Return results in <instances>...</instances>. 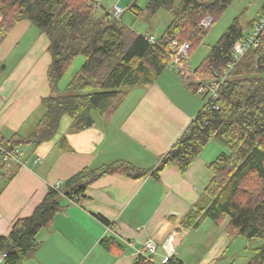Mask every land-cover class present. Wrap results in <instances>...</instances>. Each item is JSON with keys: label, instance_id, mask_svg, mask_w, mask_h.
Returning a JSON list of instances; mask_svg holds the SVG:
<instances>
[{"label": "trees", "instance_id": "16d2710c", "mask_svg": "<svg viewBox=\"0 0 264 264\" xmlns=\"http://www.w3.org/2000/svg\"><path fill=\"white\" fill-rule=\"evenodd\" d=\"M229 3L230 0H150L148 12L167 10L172 16L165 32L156 39L134 33L109 12L96 17L97 0H0V44L17 23L27 21L46 35L51 58L46 72L50 95L42 100L45 112L36 130L27 138L17 134L0 137L2 147L13 151L28 143L38 146L48 141L58 132L64 116L71 119L73 131L92 127V112L109 120L128 94L123 88L150 85L168 68L193 93L197 80L212 84L232 61L234 44L248 32L243 31L238 19L211 46L195 70L185 67L183 60L178 65L173 63L177 46L172 43H188L189 54L210 28L202 27L201 23L211 18L212 25ZM131 6L136 8L135 3ZM263 8L264 4L262 11ZM255 21L249 23L250 28ZM148 37L154 42H149ZM79 56L84 58L82 66L67 84L64 90L67 94L59 95L58 82ZM204 100L154 170L119 160L83 169L57 188L49 187L33 213L17 219L8 236H0V253L6 254L3 264H20L27 259L38 247V233L49 229L54 217L65 209L63 201L78 202L92 182L114 174L133 180L148 175L157 179L170 166L184 174L211 141L220 144L226 152L209 164L211 178L202 199L181 218V226L196 229L206 220L217 224L226 219L225 233L229 239L242 236L261 242L247 264H264V53L261 49L249 51L227 73L212 105H204ZM2 154L0 151V192L14 176L7 170L12 163L3 162ZM97 217L108 224L103 217ZM102 244L118 251L122 248L113 238H104ZM134 264L155 263L147 255H138ZM165 264L183 263L170 256Z\"/></svg>", "mask_w": 264, "mask_h": 264}, {"label": "crops", "instance_id": "0c3cea01", "mask_svg": "<svg viewBox=\"0 0 264 264\" xmlns=\"http://www.w3.org/2000/svg\"><path fill=\"white\" fill-rule=\"evenodd\" d=\"M47 46L46 35L27 21L17 23L0 44L1 138H27L36 130L45 112L42 100L50 95ZM125 97L109 120L98 115L92 127L73 131L71 119L64 116L52 139L19 148V164L7 168L14 176L0 192V236H8L17 219L32 214L49 187L83 169L123 160L154 170L201 106V99L169 68ZM219 150L209 142L184 174L170 166L157 179L114 174L92 182L78 202L63 199L65 209L38 233V247L20 264H134L140 252L155 264L169 253L183 264H213L226 245L227 220H206L196 229L180 222L200 203L211 178L208 166ZM104 238L116 240L121 250L104 247ZM147 240L154 243L152 254L143 250Z\"/></svg>", "mask_w": 264, "mask_h": 264}, {"label": "rangeland", "instance_id": "374dc122", "mask_svg": "<svg viewBox=\"0 0 264 264\" xmlns=\"http://www.w3.org/2000/svg\"><path fill=\"white\" fill-rule=\"evenodd\" d=\"M149 1L150 0H97L98 4L96 6L95 16L99 17L104 12L112 14L114 6L117 5L124 10L117 18L120 23L126 25L134 33L150 35L157 39L165 32L167 26L171 22L172 16L167 10H159L155 14H151L146 8ZM133 3H135L137 9L132 8L131 5H133ZM263 4L264 0H230L228 6L217 16L208 31L203 35L204 37L201 43L194 46L186 57L187 64L189 68H191L190 70H195L200 65L208 55L211 46H213L226 32L234 19H238L244 32L249 31V23L261 16V7ZM83 62L84 58L79 56L71 63L66 73L58 82L59 95L67 94L64 91L65 87L79 71ZM130 89L131 88H123L122 90L129 91ZM92 115L93 118L98 116L95 112H92ZM216 144L220 147L217 155L218 157L222 152H226V149L220 144ZM225 237L226 245L223 249V253L219 257H213V264H247L254 255V249L261 245L259 240H249L242 236H236L230 239L227 235Z\"/></svg>", "mask_w": 264, "mask_h": 264}, {"label": "built area", "instance_id": "2783aa9c", "mask_svg": "<svg viewBox=\"0 0 264 264\" xmlns=\"http://www.w3.org/2000/svg\"><path fill=\"white\" fill-rule=\"evenodd\" d=\"M123 9H121L119 6L115 5L112 17L118 18L122 13ZM202 27L209 28L211 25V18L205 19L201 23ZM154 39L152 37H148V41L153 43ZM172 45L177 46L176 55L173 58V63L175 65H178V62L183 60L185 67L188 68L186 57L189 55V45L188 43H182L180 45H177L176 42H173ZM261 49V52L264 53V8L262 11L261 16H259L255 24L252 25L250 30L246 33V35L239 41H237L233 46V53H232V61L225 66V69L220 73V75L217 77V79H213V83L208 85L206 84L204 80H197L195 85V94L198 95L202 100H204V105H212V102L217 99L219 90L221 85L223 84V81L227 77V73H229L233 67L243 58L249 51L251 50H259ZM198 84V85H197ZM0 151H2V160L5 163H17L19 164V160L22 156V153L19 149H14L13 151H6L0 142ZM60 185L59 183H56L53 187L57 188ZM166 247L168 249V252L172 251V241L171 236L166 241ZM143 250L146 253H154V243L152 240H147L145 243H143ZM139 255H144L143 252H140ZM170 253L168 256L163 258L160 264L167 263L168 258L170 257ZM6 257L5 253H0V264L4 263V259Z\"/></svg>", "mask_w": 264, "mask_h": 264}]
</instances>
